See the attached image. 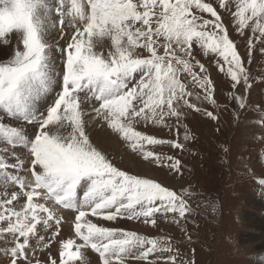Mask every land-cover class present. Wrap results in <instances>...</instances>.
Instances as JSON below:
<instances>
[{
    "label": "snow or ice",
    "instance_id": "1",
    "mask_svg": "<svg viewBox=\"0 0 264 264\" xmlns=\"http://www.w3.org/2000/svg\"><path fill=\"white\" fill-rule=\"evenodd\" d=\"M257 52L264 0H0V264H195L185 241L102 223L179 225L191 209L188 193L114 166L91 134L182 175L163 149L187 150L193 112L218 120L197 57L226 78L239 120Z\"/></svg>",
    "mask_w": 264,
    "mask_h": 264
},
{
    "label": "rangeland",
    "instance_id": "2",
    "mask_svg": "<svg viewBox=\"0 0 264 264\" xmlns=\"http://www.w3.org/2000/svg\"><path fill=\"white\" fill-rule=\"evenodd\" d=\"M233 39L243 54L245 40L236 39L235 35ZM197 58L205 63L214 81L218 106H209V110L218 115V120L211 121L193 112L181 126V139L185 126L191 137L187 150L163 149L181 159L182 175L173 176L166 168L142 161L130 153L118 137H115V147L106 148L91 134L114 166L153 179L178 193H188L184 198L191 210L186 220L178 225L172 223L169 216L168 220H158L157 228L129 220L102 223L149 237L168 234L175 240L185 241L179 247L189 256L191 249H195V264H257V256H261L264 264V253L261 255L256 250L255 243L242 241L243 235L251 236L258 230L247 221V214L264 212V185L260 183L264 180V126L257 123L262 115L259 108L264 105V84L260 83L264 77V56L258 52L254 54L251 73L255 81L249 97V104L254 107L242 112L239 120L228 99L226 78L206 59ZM99 129L106 130L99 127L95 130ZM149 134L170 138L166 129L163 132L153 129ZM257 202L263 205L258 206ZM188 234L192 238L190 244L187 243ZM89 255L95 257L96 254L89 250Z\"/></svg>",
    "mask_w": 264,
    "mask_h": 264
},
{
    "label": "bare ground",
    "instance_id": "3",
    "mask_svg": "<svg viewBox=\"0 0 264 264\" xmlns=\"http://www.w3.org/2000/svg\"><path fill=\"white\" fill-rule=\"evenodd\" d=\"M7 54L10 55L11 53L8 52ZM92 135L95 139L96 138L98 139L99 145H102L103 147L105 146L106 148H109V147L112 148V147L116 146L115 136L113 137L106 130H100V131L95 130L92 133ZM258 204L261 205L259 202H257V205ZM262 207L264 208V205ZM246 219H247V221H249L252 224V226L254 228H257L258 230H255L256 232L255 233L253 232L251 234V236H248V234L243 235L242 241L250 240L252 243H255L254 245L256 247V250L261 252V255H263V253H264V212H263V214L261 213L258 215L257 214H251V213H250V215L247 214ZM260 258H261V256L256 257L255 260H256L257 264L263 263L262 259H260Z\"/></svg>",
    "mask_w": 264,
    "mask_h": 264
}]
</instances>
